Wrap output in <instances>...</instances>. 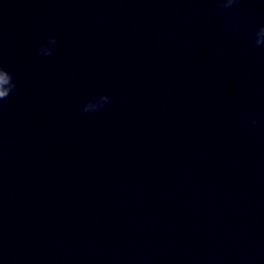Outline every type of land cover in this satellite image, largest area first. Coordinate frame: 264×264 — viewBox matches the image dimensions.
Returning <instances> with one entry per match:
<instances>
[{"label":"water","instance_id":"water-1","mask_svg":"<svg viewBox=\"0 0 264 264\" xmlns=\"http://www.w3.org/2000/svg\"><path fill=\"white\" fill-rule=\"evenodd\" d=\"M219 2L0 0V264H264V0Z\"/></svg>","mask_w":264,"mask_h":264},{"label":"clouds","instance_id":"clouds-1","mask_svg":"<svg viewBox=\"0 0 264 264\" xmlns=\"http://www.w3.org/2000/svg\"><path fill=\"white\" fill-rule=\"evenodd\" d=\"M237 0H220L219 7L224 9H230ZM230 26V27H229ZM224 27L228 28L230 31H235L237 28L236 16H228L224 22ZM48 44L54 46L56 43L55 37L49 36ZM251 43L258 48H264V25H258L255 30L251 33ZM54 48L50 46H45L43 44L37 45L35 47V54L37 56L43 55L45 57L51 56ZM16 82L13 78V73L6 69L4 66L0 65V102L5 101L9 95L16 89ZM112 97L101 95L95 101H90L82 106V112L91 113L96 112L103 107L105 102H108ZM251 123L255 125L257 120L253 118Z\"/></svg>","mask_w":264,"mask_h":264}]
</instances>
